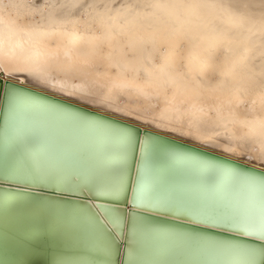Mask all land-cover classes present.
<instances>
[{
  "label": "bare ground",
  "instance_id": "obj_1",
  "mask_svg": "<svg viewBox=\"0 0 264 264\" xmlns=\"http://www.w3.org/2000/svg\"><path fill=\"white\" fill-rule=\"evenodd\" d=\"M0 17V177L9 174L0 179V264H118L120 254L123 264H239L240 255L201 253L197 245L253 243L135 210L131 147L130 166L117 176L116 153L88 126L126 124L62 103L71 117L55 122V136H28L21 145L6 133L7 94L15 85L146 129V147L151 140L173 157L155 160L146 177L159 178L161 194L196 199L222 185L209 167L259 177L152 133L264 171V0H5ZM33 161L54 170L50 185L11 175L31 172ZM100 179L118 180L119 191H78ZM92 208L102 220L122 217V231L105 230Z\"/></svg>",
  "mask_w": 264,
  "mask_h": 264
},
{
  "label": "snow or ice",
  "instance_id": "obj_2",
  "mask_svg": "<svg viewBox=\"0 0 264 264\" xmlns=\"http://www.w3.org/2000/svg\"><path fill=\"white\" fill-rule=\"evenodd\" d=\"M4 4L5 0H0V5ZM4 22H6L5 19L0 17V23ZM23 82L20 81V83ZM68 96L73 98L72 93H68ZM6 107L11 108L10 118L6 121V133L21 145L25 144L28 136L37 134L44 139L53 138L55 136V122L65 121L71 117L70 113L62 111V109H65L62 103L47 101L35 95H26L23 90L15 85L7 94ZM74 112L84 113L75 110ZM37 115L50 119L36 120L34 117ZM110 124L116 125L113 122H110ZM88 126L96 127L116 153L120 160L117 176L125 165L130 166L128 154L131 147L132 160L135 161L136 165V177L131 180L133 200L135 199L137 203L135 210L143 209L173 220L218 229L236 237L250 239L255 246L240 247L200 242L197 245V250L201 253L215 250L240 255L244 259L239 264H264V175L251 176L236 167H209L207 171L223 180L224 183L205 191L196 199H178L174 195L161 194L158 191L160 183L158 177L146 179V177H152L153 162L155 160H170L173 158L170 152L157 149L151 140H149L146 147L145 138L138 135L131 126L116 128L97 125ZM129 132L131 135L128 134ZM137 148L139 149V156L136 155ZM141 159L144 163L143 170H141ZM33 173H35V181L33 180ZM11 175L26 183L35 182L50 185L54 170L42 169L33 161L31 172L18 168ZM138 178L139 184L137 183ZM0 179L8 181L9 174L0 177ZM74 182L79 185V177H74ZM104 188L107 189V192L99 190ZM119 188L118 180L105 181L100 179L94 186L85 184L78 187V191L87 190L92 192L94 196H99L117 193ZM64 191L72 195L77 192V190ZM92 211L105 230L114 229L117 233L122 231L120 228V224L123 223L122 217L119 220L116 218L115 223H113L106 216L102 220L100 218L101 214H98L94 208H92ZM192 214L203 216L208 222H197L192 219ZM217 223L227 224L229 227H217ZM108 225H112L113 229H109Z\"/></svg>",
  "mask_w": 264,
  "mask_h": 264
},
{
  "label": "water",
  "instance_id": "obj_3",
  "mask_svg": "<svg viewBox=\"0 0 264 264\" xmlns=\"http://www.w3.org/2000/svg\"><path fill=\"white\" fill-rule=\"evenodd\" d=\"M6 84H8V82H6ZM0 86H1V81H0ZM4 89V88H3ZM2 90V89H1ZM42 94V93H41ZM42 95H45V94H42ZM48 96V95H46ZM53 101H60L61 103H65V104H68L69 106L73 107V108H76V109H80V110H83L85 112H87L88 114H91V115H94V116H98L100 118H104L106 120H109V121H114V122H118V123H124L126 124L127 126H131L135 132L142 136L144 134H146L148 131L146 129H141L140 127L138 126H134V125H131V124H128V123H125V122H122L116 118H113V117H109L107 115H104V114H100L98 112H94V111H90V110H87L83 107H80V106H77L75 104H72L70 102H66V101H63L61 99H58V98H54ZM154 134L161 142L165 143V144H169L171 146H179V147H183V148H186V149H189L190 151H194V152H197L199 154H202V155H205V156H208L210 158H214V159H217V160H220V161H223V162H226V163H231V164H234V165H237V166H240V167H243L245 168L246 170H251V171H257V172H260V173H264L263 170L259 169V168H255L253 166H250V165H247V164H244V163H241V162H237L235 160H232V159H229V158H225L223 156H220V155H217V154H214L213 152H210L208 150H204V149H201V148H198V147H195L191 144H188V143H185V142H181L179 140H176L174 138H170L168 136H164V135H160V134H155V133H152ZM138 153H139V150L137 149L136 151V155L138 156ZM135 163V161H134ZM132 175L134 174V168H133V171H132ZM126 206H127V210L129 211L131 208H130V204L126 203ZM160 219H166V218H163V217H158ZM153 219V218H152ZM171 221H175L173 219H171ZM182 224H185V223H182ZM186 225V224H185ZM190 225V224H189ZM188 225V226H189ZM191 229L193 230H200L202 232H206V233H212V234H218V235H223V236H227V237H232L234 238L235 240L237 239H240V241H245V242H251V243H254L252 240L250 239H247V238H243V237H236V236H233L229 233H225L221 230H217V229H213V228H205V227H200V226H196V225H191L190 226ZM119 263L118 264H123L122 262V254H120L119 256V259H118Z\"/></svg>",
  "mask_w": 264,
  "mask_h": 264
}]
</instances>
